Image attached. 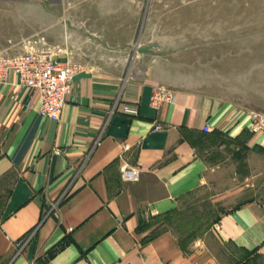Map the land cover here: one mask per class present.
<instances>
[{
    "label": "crops",
    "instance_id": "0c3cea01",
    "mask_svg": "<svg viewBox=\"0 0 264 264\" xmlns=\"http://www.w3.org/2000/svg\"><path fill=\"white\" fill-rule=\"evenodd\" d=\"M249 5L196 0L192 87L164 59L178 49L144 46L149 0L3 1L8 40L43 36L82 69L58 121L25 111L32 92L16 75L0 81V264H264V132L251 130L264 114V62L251 41L260 34L236 11ZM156 88L174 99L155 108ZM122 164L139 177L126 180ZM236 169L243 189L221 192L240 202L202 237L155 231ZM227 174L233 186L239 173ZM256 185L258 196H242Z\"/></svg>",
    "mask_w": 264,
    "mask_h": 264
},
{
    "label": "rangeland",
    "instance_id": "374dc122",
    "mask_svg": "<svg viewBox=\"0 0 264 264\" xmlns=\"http://www.w3.org/2000/svg\"><path fill=\"white\" fill-rule=\"evenodd\" d=\"M4 0H0V6ZM151 1V22L150 32L148 33L147 43L144 46L153 47L157 51L165 50L167 53L178 51L181 56H167L164 59L175 66L172 72L173 78L179 80L181 84L195 86L196 79V57H195V34H196V0H149ZM210 1V0H205ZM243 1V0H242ZM250 2V7L237 9V16L250 17L251 29L258 32L259 37L252 38L255 45L254 61L256 64L261 60L264 62V0H246ZM205 3V12L211 13V5ZM145 14H141L143 22ZM11 32L18 29V26H11ZM8 28L5 31L4 9L0 7V50L10 47V52L18 50L19 46L14 45L18 41L8 40ZM7 35V36H6ZM170 48V49H169ZM178 49V50H176ZM262 52L261 54L259 52ZM14 53V52H12ZM259 53V54H258ZM169 55V54H168ZM137 74H141L140 72ZM4 81V80H1ZM237 158L239 156L237 155ZM237 159L236 168L240 161ZM237 172V179L233 186L227 183L228 174ZM224 175L219 177V181L212 185H205L203 188L185 196L181 199L179 205L167 215L160 217L155 221L158 224L156 232L172 229L184 241H190L197 237H202L215 223L218 216L229 208L237 205L240 201L233 200L232 197L225 198L222 189L232 187L233 195L238 196V190L243 189L244 174L243 169L226 170ZM231 180L234 179H230ZM264 189V185L261 187ZM259 187L255 190L243 194L245 197H253L259 194ZM241 191L240 194H242Z\"/></svg>",
    "mask_w": 264,
    "mask_h": 264
},
{
    "label": "built area",
    "instance_id": "2783aa9c",
    "mask_svg": "<svg viewBox=\"0 0 264 264\" xmlns=\"http://www.w3.org/2000/svg\"><path fill=\"white\" fill-rule=\"evenodd\" d=\"M19 48L10 52V47L0 50V81L8 76H17L18 84L32 92L25 105V111L33 108L52 120H60L63 108L72 90L74 76L82 69L81 63L71 58H60L58 51L48 44L45 37L33 35L15 43ZM174 99L173 90L156 88L151 102L155 108ZM163 126L156 125V129ZM209 130V126H205ZM251 130L264 132V114L253 113ZM58 152V150H57ZM122 176L126 180L139 177L138 168L121 165Z\"/></svg>",
    "mask_w": 264,
    "mask_h": 264
}]
</instances>
